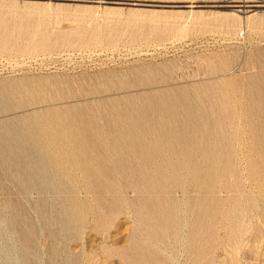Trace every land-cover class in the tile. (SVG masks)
Here are the masks:
<instances>
[{"label":"rangeland","instance_id":"374dc122","mask_svg":"<svg viewBox=\"0 0 264 264\" xmlns=\"http://www.w3.org/2000/svg\"><path fill=\"white\" fill-rule=\"evenodd\" d=\"M0 264H264V0H0Z\"/></svg>","mask_w":264,"mask_h":264},{"label":"water","instance_id":"95a60500","mask_svg":"<svg viewBox=\"0 0 264 264\" xmlns=\"http://www.w3.org/2000/svg\"><path fill=\"white\" fill-rule=\"evenodd\" d=\"M233 6L236 7V8H239L240 5H233Z\"/></svg>","mask_w":264,"mask_h":264}]
</instances>
